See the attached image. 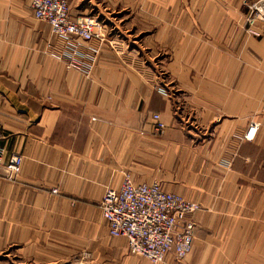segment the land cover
Listing matches in <instances>:
<instances>
[{
	"label": "crops",
	"instance_id": "1",
	"mask_svg": "<svg viewBox=\"0 0 264 264\" xmlns=\"http://www.w3.org/2000/svg\"><path fill=\"white\" fill-rule=\"evenodd\" d=\"M69 1L103 26L87 77L57 58L72 38L0 0V150L22 158L0 169V264H149L101 216L126 172L201 206L191 253L166 264H264V40L242 35L246 0H135L132 20L121 0Z\"/></svg>",
	"mask_w": 264,
	"mask_h": 264
},
{
	"label": "built area",
	"instance_id": "2",
	"mask_svg": "<svg viewBox=\"0 0 264 264\" xmlns=\"http://www.w3.org/2000/svg\"><path fill=\"white\" fill-rule=\"evenodd\" d=\"M29 5L33 18L46 23L53 35L74 40L65 45L57 58L64 60L67 68L87 77L96 60V51L82 43L98 37L103 28L99 20L93 16L72 18L68 0H29ZM247 8L248 23L264 22V0L251 1ZM158 92L166 95L163 88L159 87ZM150 120L154 133L161 134L165 125L159 114H152ZM258 128L259 124L250 123L242 139L252 141ZM21 165V157L5 160L0 150V169L5 177L16 176ZM200 210V204L165 191L158 182L135 183L128 172L123 174L120 187L107 189L100 202L108 235L125 239L129 253L149 264H166L169 259L181 261L191 253L196 228L192 215Z\"/></svg>",
	"mask_w": 264,
	"mask_h": 264
},
{
	"label": "rangeland",
	"instance_id": "3",
	"mask_svg": "<svg viewBox=\"0 0 264 264\" xmlns=\"http://www.w3.org/2000/svg\"><path fill=\"white\" fill-rule=\"evenodd\" d=\"M111 2H113V0H110ZM251 1H256V0H246L244 1L243 5H242V9H243V22L241 25V32L242 35L245 39H255V40H264V22H260L259 20H255V22L253 23H248L247 19L250 16V11L247 8V5L249 4V2ZM69 5H70V1L68 0ZM115 2V1H114ZM120 2H124L122 4V8L125 7L127 8L126 10H123L122 13L120 14V16L125 17V18H129L130 20L133 19V13H129V14H124L125 11H128L129 9L131 10V12H133L134 9V4H135V0H121ZM116 3H119V0L116 1ZM120 4V3H119ZM72 9H71V5H70V15L72 17V13H71ZM85 16H93V15H85ZM79 17V16H77ZM95 17V16H93ZM73 18V17H72ZM96 18V17H95ZM251 18H254V14L251 15ZM101 24V23H100ZM157 61V62H156ZM156 64L159 65V67H161L162 64V60L161 57H159L157 60H155ZM148 63H150L148 61ZM155 114V113H154ZM157 114V113H156ZM160 116V115H159ZM151 117V116H150ZM149 117V118H150ZM150 120V119H149ZM151 122V120H150ZM252 123V122H251ZM152 126V130H153V125L151 123ZM165 130V129H164ZM154 132V131H153ZM164 132V131H163ZM162 132V133H163ZM161 133V134H162ZM161 134L156 136L160 137ZM156 182L160 183L158 180H156ZM161 185V184H160ZM196 224V223H195ZM194 234V233H193ZM76 258H74V264L76 263Z\"/></svg>",
	"mask_w": 264,
	"mask_h": 264
}]
</instances>
